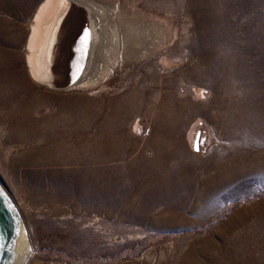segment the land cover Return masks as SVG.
<instances>
[{
	"label": "rangeland",
	"instance_id": "1",
	"mask_svg": "<svg viewBox=\"0 0 264 264\" xmlns=\"http://www.w3.org/2000/svg\"><path fill=\"white\" fill-rule=\"evenodd\" d=\"M45 1L0 0L24 264H264V0H70L95 46L63 87L28 61Z\"/></svg>",
	"mask_w": 264,
	"mask_h": 264
},
{
	"label": "bare ground",
	"instance_id": "2",
	"mask_svg": "<svg viewBox=\"0 0 264 264\" xmlns=\"http://www.w3.org/2000/svg\"><path fill=\"white\" fill-rule=\"evenodd\" d=\"M73 20L76 26L69 32V40H65V35L68 33L69 25ZM85 27L86 17L82 12L76 10L72 1L46 0L42 3L37 11L28 45V61L31 72L39 80L44 81V83L47 82L49 85L57 86L62 73H54V70L56 69L55 63L60 57L59 50L63 44L66 46L65 53L68 55L67 59L69 58L66 66L86 63V60L88 61L93 53L95 42L94 27L90 29V34L85 30ZM72 43H74V45H72ZM69 51H71V53ZM71 54L73 58L70 56ZM66 66L60 69L65 71L67 70ZM66 74L65 71V76ZM62 75H64V73ZM25 249L26 248L21 245L17 248L21 255L24 253Z\"/></svg>",
	"mask_w": 264,
	"mask_h": 264
},
{
	"label": "water",
	"instance_id": "3",
	"mask_svg": "<svg viewBox=\"0 0 264 264\" xmlns=\"http://www.w3.org/2000/svg\"><path fill=\"white\" fill-rule=\"evenodd\" d=\"M72 81V79H70ZM70 81L57 85L63 87ZM22 233V217L13 199L0 183V264H24L25 255L17 250Z\"/></svg>",
	"mask_w": 264,
	"mask_h": 264
}]
</instances>
